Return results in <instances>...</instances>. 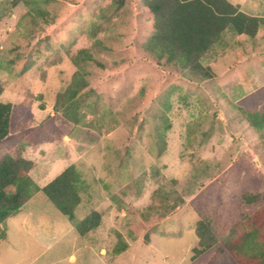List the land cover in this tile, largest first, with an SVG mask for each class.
<instances>
[{"label":"rangeland","instance_id":"1","mask_svg":"<svg viewBox=\"0 0 264 264\" xmlns=\"http://www.w3.org/2000/svg\"><path fill=\"white\" fill-rule=\"evenodd\" d=\"M14 1L0 0V101L13 104L0 156L32 166L0 264H249L222 239L234 213L264 204V26L254 37L226 28L201 58L214 72L232 67L226 84L190 79L146 48L145 0ZM230 1L264 16V0ZM74 76L73 104L57 105ZM69 165L81 179L73 221L40 190ZM247 191L259 193L248 207ZM93 210L98 226L79 234ZM203 217L220 238L195 254Z\"/></svg>","mask_w":264,"mask_h":264},{"label":"trees","instance_id":"2","mask_svg":"<svg viewBox=\"0 0 264 264\" xmlns=\"http://www.w3.org/2000/svg\"><path fill=\"white\" fill-rule=\"evenodd\" d=\"M65 1L76 5L81 0ZM145 6L152 14V31L146 48L157 59L164 58L168 63L178 64L190 79L216 76L209 66L202 65L201 58L220 40L226 28H231L237 35L254 37L258 28L264 26V16L245 13L230 0H145ZM85 56L91 59V55L86 53ZM77 76L65 93L57 94V105L64 97L67 103L73 104L82 87ZM1 91L0 86V94ZM59 109L55 106V111ZM22 110L29 112L28 107H22ZM28 116L30 118L31 115L28 113ZM12 125L13 104L0 101V142L11 132ZM31 166L32 162L21 156L8 153L0 156V238L5 237V218L17 212L25 202L26 196L17 181L21 175L27 174ZM23 182L30 183L31 180L26 175ZM80 182L78 171L69 165L40 190L61 214L73 221V212L80 198ZM10 186H14V190L9 192ZM258 201L259 193L247 191L241 195V202L247 207ZM99 220V212L93 210L74 225L79 234H84L98 226ZM195 233L198 238V246L193 249L195 254L214 246L220 238L212 221L205 217L197 222ZM225 236L222 246L233 256L249 264H264V204L250 213H234Z\"/></svg>","mask_w":264,"mask_h":264},{"label":"crops","instance_id":"3","mask_svg":"<svg viewBox=\"0 0 264 264\" xmlns=\"http://www.w3.org/2000/svg\"><path fill=\"white\" fill-rule=\"evenodd\" d=\"M235 4H238L239 5V7H240V4L239 3H237V2H234ZM241 9V8H240ZM242 10V9H241ZM251 15V14H250ZM208 56V55H207ZM248 56L249 57H251V58H253L254 57V54L253 53H248ZM222 57H224V56H222ZM212 60H213V58L210 56V58H209V62H208V66H211V64H212ZM238 65V62L237 63H235V62H233V64H232V66H234L235 67V65ZM232 69V67H230V66H228L227 67V69L225 68V70L224 71H221V72H216V78H220V79H222V82L223 83H228V84H230L231 82H233L234 80H235V75H233V72L234 71H232L231 70ZM218 73V74H217ZM237 80V79H236ZM252 91H254V90H252ZM251 91V92H252Z\"/></svg>","mask_w":264,"mask_h":264}]
</instances>
